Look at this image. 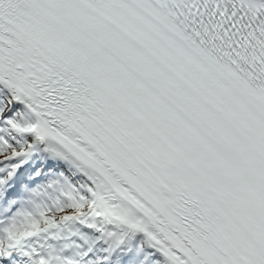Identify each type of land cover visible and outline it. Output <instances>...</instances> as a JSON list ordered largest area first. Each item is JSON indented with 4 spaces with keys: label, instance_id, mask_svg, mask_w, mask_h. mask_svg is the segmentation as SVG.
I'll list each match as a JSON object with an SVG mask.
<instances>
[{
    "label": "bare ground",
    "instance_id": "6f19581e",
    "mask_svg": "<svg viewBox=\"0 0 264 264\" xmlns=\"http://www.w3.org/2000/svg\"><path fill=\"white\" fill-rule=\"evenodd\" d=\"M0 88L9 103L20 112V116L15 118L18 130L12 132L15 135L11 136L12 143L4 147L6 150L2 158L5 160L0 163V167L12 158L16 160L27 154L31 159H43V162L49 154H54L71 168L80 181L75 192L84 194L83 197L76 196L77 201L72 205L65 202L64 210L37 233L45 239L57 235L61 238L68 236V229L79 226L88 232L86 235L77 232L81 239L76 243H83L88 250L105 257L116 254L118 249L140 243L147 249L158 250L159 259L165 264H192L168 241L153 218L170 226L169 221L138 193L117 165L89 138L68 125L38 97L14 80L9 70L1 64ZM11 115V111H8L4 117ZM87 166L96 171H89ZM107 206L122 209L127 206L129 209L121 210L120 215H112L106 212ZM95 214L100 216V221L90 224L89 220ZM110 241L115 242L113 251L108 247Z\"/></svg>",
    "mask_w": 264,
    "mask_h": 264
},
{
    "label": "rangeland",
    "instance_id": "374dc122",
    "mask_svg": "<svg viewBox=\"0 0 264 264\" xmlns=\"http://www.w3.org/2000/svg\"><path fill=\"white\" fill-rule=\"evenodd\" d=\"M72 195H73V196H71V197H74V196H75L74 192L72 193ZM59 207L61 208V205H59ZM61 210H62V208H61ZM61 210H60V211H61ZM60 211H58L57 213H59ZM57 213H56V214H50V215H48V217L50 218V217H52V216H54V215H57Z\"/></svg>",
    "mask_w": 264,
    "mask_h": 264
}]
</instances>
